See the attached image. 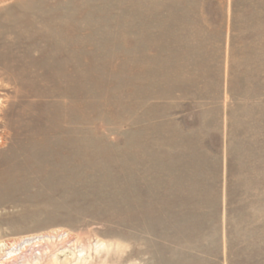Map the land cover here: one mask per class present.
I'll return each instance as SVG.
<instances>
[{
  "label": "rangeland",
  "instance_id": "374dc122",
  "mask_svg": "<svg viewBox=\"0 0 264 264\" xmlns=\"http://www.w3.org/2000/svg\"><path fill=\"white\" fill-rule=\"evenodd\" d=\"M0 264H264V0H0Z\"/></svg>",
  "mask_w": 264,
  "mask_h": 264
}]
</instances>
